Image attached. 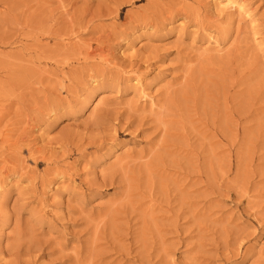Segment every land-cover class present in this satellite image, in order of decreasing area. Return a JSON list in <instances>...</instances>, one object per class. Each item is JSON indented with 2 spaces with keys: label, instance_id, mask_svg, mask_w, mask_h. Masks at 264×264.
I'll return each mask as SVG.
<instances>
[{
  "label": "rangeland",
  "instance_id": "1",
  "mask_svg": "<svg viewBox=\"0 0 264 264\" xmlns=\"http://www.w3.org/2000/svg\"><path fill=\"white\" fill-rule=\"evenodd\" d=\"M0 264H264V0H0Z\"/></svg>",
  "mask_w": 264,
  "mask_h": 264
},
{
  "label": "bare ground",
  "instance_id": "2",
  "mask_svg": "<svg viewBox=\"0 0 264 264\" xmlns=\"http://www.w3.org/2000/svg\"><path fill=\"white\" fill-rule=\"evenodd\" d=\"M143 94V93H142ZM146 97V96H145ZM147 101V100H146Z\"/></svg>",
  "mask_w": 264,
  "mask_h": 264
}]
</instances>
